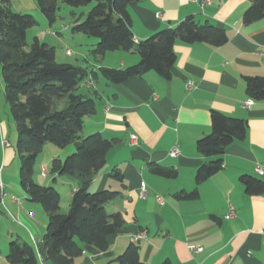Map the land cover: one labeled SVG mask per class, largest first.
Returning <instances> with one entry per match:
<instances>
[{"label":"crops","instance_id":"0c3cea01","mask_svg":"<svg viewBox=\"0 0 264 264\" xmlns=\"http://www.w3.org/2000/svg\"><path fill=\"white\" fill-rule=\"evenodd\" d=\"M12 1L17 13L39 12L34 0ZM203 1L141 0L131 5L134 42L191 16L199 24L207 22L223 29L226 43L214 47L176 41L168 80L150 71L119 84L97 77L80 85L78 92L90 95L96 106L95 114L84 118L82 135L99 133L104 139L114 140L115 145L107 154L106 166L96 175L85 179L78 173L67 175V179L53 176L52 182L59 179L67 183L66 203L84 181L91 192H118L119 197L106 209L122 214L126 232L109 236L104 252L85 245L83 254L72 264H117L116 257L134 242L132 236L136 234L144 235L138 241L139 259L144 264H264V194L247 196L240 183L242 176L264 182V101H253L249 108L243 106L248 100L244 78L264 77V18L243 23L249 0H209L201 5ZM68 29L55 26L45 31L60 39ZM95 44L88 55L93 56ZM65 53L72 56L68 49ZM93 58V65L74 66L94 71L101 67L124 69L139 61L132 52L122 51ZM84 61L90 62L87 57ZM1 82L0 78V264H9L6 256L10 241L26 242L36 250L46 231L47 215L39 204L29 201L13 171L18 165L17 153L9 142L10 123ZM212 111L245 120L247 133L225 150L221 170L197 184L196 172L208 159L198 153L196 143L210 134ZM131 135L136 137L135 143L130 141ZM174 147L179 154L171 157L169 152ZM73 150L74 146L62 154L56 151L51 159L62 160ZM36 164L42 165V178L50 175L43 157L39 156ZM150 164L174 170L176 176H155L149 172ZM257 167L262 174L256 172ZM113 170L119 172L121 180L112 178ZM34 181L42 185L38 175ZM194 189L198 193L194 201L174 198L178 192ZM62 201L60 198V212ZM230 209L233 217L225 219Z\"/></svg>","mask_w":264,"mask_h":264},{"label":"trees","instance_id":"16d2710c","mask_svg":"<svg viewBox=\"0 0 264 264\" xmlns=\"http://www.w3.org/2000/svg\"><path fill=\"white\" fill-rule=\"evenodd\" d=\"M40 14L53 25L59 4L69 8L90 6L84 14L71 12V32L97 40L91 49L94 57L108 52H132L139 61L124 69L101 67L89 70L68 63H58L55 49L33 38L26 42L28 30L38 22L27 13L12 9V0H0V66L4 86V98L13 119L19 159V185L29 201L39 204L47 215L46 231L35 250L19 240H11L6 256L9 264H72L89 245L104 252L108 249L107 238L126 232L121 213H109L106 206L119 197L110 190L89 191L87 181L81 183L69 201L66 213L60 212V195L53 186H42L34 181V166L44 147L51 144L59 149L74 146V152L63 160L54 158L50 175L64 176L78 173L85 178L96 175L106 166L114 140L104 139L99 133L83 136L84 118L94 115L96 106L88 94L78 92L88 78L101 77L112 84H119L132 77H142L155 72L168 80L175 62L174 44L206 43L219 47L227 36L221 28L207 22L199 24L191 16L170 28H164L149 38L134 42L131 31L129 7L141 0H34ZM243 14L245 25L264 18V0H249ZM245 93L252 101H264V77H245ZM211 132L196 143L198 153L208 159L196 172L200 184L221 170L225 150L246 137L245 120L228 117L219 112L210 114ZM155 176L172 179L176 172L157 164L149 165ZM112 178L121 180L118 171ZM240 183L247 196L264 194V182L242 176ZM178 201H194L197 190L178 192ZM117 264H144L139 259L138 242H131L116 257ZM163 264H170L168 261Z\"/></svg>","mask_w":264,"mask_h":264},{"label":"rangeland","instance_id":"374dc122","mask_svg":"<svg viewBox=\"0 0 264 264\" xmlns=\"http://www.w3.org/2000/svg\"><path fill=\"white\" fill-rule=\"evenodd\" d=\"M90 8H91V5L86 6V7H79V8H69V7L60 3L56 21L52 26H50L47 23V21L43 18V16L39 12L32 13L33 15L30 13V15H32L36 19V21L38 22V25L36 27L28 30L27 35H26V42L28 44H30L32 42L34 36L37 35L41 39V42H46L47 44H49L55 48V52L57 54L56 55V61L58 63H68V64H72V65H81V66L93 65L94 58H93V56L88 55L87 51L89 50L90 46L94 43V41H96V43H97V40L95 38H92V37H87V36H84L82 34H73L71 32V26H72V22H73V17L71 16V12L75 13L77 16L83 13L84 14L83 16H85ZM55 26L56 27L68 26L69 29L67 30L66 33L62 34L60 39L55 37V36H52V35L49 36L48 34H46L45 30H48L51 27H55ZM71 35H74L73 39L70 38ZM79 37H83L84 39H88L89 42H86L88 40L81 41ZM66 49H68L70 51V54L72 55V56L70 55L71 57L66 55V53H65ZM86 57L90 60L89 63H86L84 61V58H86ZM0 78H1V74H0ZM2 93H3V87H2ZM4 101H5V98H4ZM4 104L6 106V112H7V116H8L9 123H10V127L8 129L9 130L8 135H9V140H10L9 142L12 145H15L16 133H15V129H14V122H13V119L11 118L8 105L5 102H4ZM72 146L73 145H70V146L66 147L65 149L70 148V147L72 148ZM63 150L64 149H59V148H57L51 144H48L45 146L42 153L40 154V157H43L45 162L48 161V167H47L48 170L50 169V162H51V160H52L51 158L53 156L52 154H54L56 151H60L62 154ZM66 151L67 150H65V152ZM73 152H74V150L71 153H73ZM71 153H69V154H71ZM63 158H65V157H63ZM16 163H18V165L15 167L16 169H14L13 171H15L16 174L18 175L19 168H20L18 155H16ZM41 167H42V165H38V164H36L34 166V178H36L38 175V181L43 186H53L55 189L58 190L60 198L63 199L62 204H61V208L63 209L62 213H66L68 208H69V203H66V196H65V193L68 191L67 183L65 184L64 181H61L59 179L56 182H52V178H53L52 175H48V177L42 178L40 176ZM61 177H63L64 179L68 178L67 175H64ZM8 246H9V244H8Z\"/></svg>","mask_w":264,"mask_h":264},{"label":"built area","instance_id":"2783aa9c","mask_svg":"<svg viewBox=\"0 0 264 264\" xmlns=\"http://www.w3.org/2000/svg\"><path fill=\"white\" fill-rule=\"evenodd\" d=\"M192 1H193V0H192ZM207 3H209V0H205V1H203V2L201 3V5H204V4H207ZM263 56H264V54H263ZM187 86H188V88H191V83L189 82V83L187 84ZM252 103H253V101H252L251 99L248 98V100H246V101L243 103V106L246 107V108H249V107L252 105ZM130 141L133 142V143H135V141H136V137H135L134 135H131V136H130ZM178 154H179V150H178L177 147L172 148V149L170 150V152H169V156H171V157H176ZM256 172H257L258 174H262V170H261L259 167L256 168ZM42 175H43V176H46V175H47V171H46L45 169L42 170ZM143 193H144V186L142 185L141 196H143ZM157 200L160 201V198H158ZM233 214H234L233 209H230L229 213H228L224 218H225V219H230V218L233 217ZM132 238H133L132 240H133L134 242H138V241H140V240H142V239L144 238V235H143V234H136V235L132 236ZM263 240H264V235H263ZM190 250H192V251H197V252H200V251H201V249H199V248H193V247H190Z\"/></svg>","mask_w":264,"mask_h":264}]
</instances>
